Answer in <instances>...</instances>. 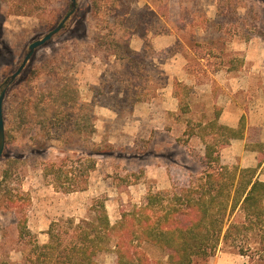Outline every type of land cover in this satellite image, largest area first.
<instances>
[{
	"label": "rangeland",
	"instance_id": "obj_1",
	"mask_svg": "<svg viewBox=\"0 0 264 264\" xmlns=\"http://www.w3.org/2000/svg\"><path fill=\"white\" fill-rule=\"evenodd\" d=\"M69 8L70 0H0V86ZM2 112L0 264H27L51 222L89 218L97 202L113 224L149 194L186 188L209 171L206 144L212 168H252L264 182V0H76L7 88ZM240 123L242 137L227 141L219 126ZM86 158L94 168L83 191L63 193L44 177L47 163ZM241 221L239 211L229 220ZM245 243L242 255L241 242L221 239L192 264H264V233Z\"/></svg>",
	"mask_w": 264,
	"mask_h": 264
},
{
	"label": "trees",
	"instance_id": "obj_2",
	"mask_svg": "<svg viewBox=\"0 0 264 264\" xmlns=\"http://www.w3.org/2000/svg\"><path fill=\"white\" fill-rule=\"evenodd\" d=\"M219 129L226 133L228 141L241 138L244 125ZM205 147L204 164L209 171L205 170L186 188L149 194L143 203L122 211L113 224L103 201L93 205L89 218L51 222L45 232L46 242H30L26 263L98 264L97 256L111 251L116 264H192L195 258L213 255L221 239L241 242L239 252L245 255L248 233H261L263 237L264 182L255 178L252 168H212L218 160L212 146ZM66 161L45 164L44 177L63 193L85 190L94 160L86 158L69 165ZM10 179L11 173L4 170L2 182L7 186ZM237 211L243 221L229 222ZM18 235H29L24 220L18 223ZM145 246L155 248L162 257H151ZM261 249L264 253V244ZM261 257L264 262V254Z\"/></svg>",
	"mask_w": 264,
	"mask_h": 264
},
{
	"label": "water",
	"instance_id": "obj_3",
	"mask_svg": "<svg viewBox=\"0 0 264 264\" xmlns=\"http://www.w3.org/2000/svg\"><path fill=\"white\" fill-rule=\"evenodd\" d=\"M75 9H76V0H70V8L66 16L57 24V26H55L52 30H50L45 36L29 44L27 48V53L25 54L19 67L2 82L0 86V158L4 150V122H3L2 107H3V101L5 98L7 88L9 87L10 84L13 83V81L17 78V76L22 72L25 65L27 64V62L33 55L34 51L37 48L43 46L49 40H51L53 36L58 34L63 29L65 23L74 14Z\"/></svg>",
	"mask_w": 264,
	"mask_h": 264
}]
</instances>
